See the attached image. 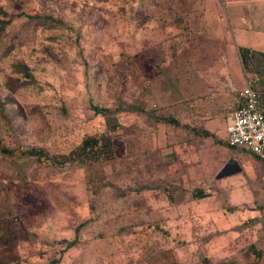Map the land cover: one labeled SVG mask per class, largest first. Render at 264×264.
<instances>
[{
    "label": "rangeland",
    "instance_id": "374dc122",
    "mask_svg": "<svg viewBox=\"0 0 264 264\" xmlns=\"http://www.w3.org/2000/svg\"><path fill=\"white\" fill-rule=\"evenodd\" d=\"M227 5L264 40V0H0V145L13 150L0 153V260L260 262L263 253L248 246L257 237L264 248V159L229 146L218 132L204 157L182 159L169 144L173 125L148 115L171 116L168 108L197 98L202 85L206 106L218 96L229 99L230 117L241 84L222 75L224 59L207 65L186 59L197 38L185 25L217 17L219 6L224 21ZM256 35L240 37L258 49ZM258 92L264 104V91ZM93 107L109 113L95 114ZM101 135L111 137L114 159L100 165L60 167L22 155L32 147L66 155ZM215 156L221 180L206 173L185 187L189 167L213 169ZM196 190L208 198L192 201ZM231 191L253 193L254 202L231 210ZM233 228L238 233L231 238Z\"/></svg>",
    "mask_w": 264,
    "mask_h": 264
},
{
    "label": "crops",
    "instance_id": "0c3cea01",
    "mask_svg": "<svg viewBox=\"0 0 264 264\" xmlns=\"http://www.w3.org/2000/svg\"><path fill=\"white\" fill-rule=\"evenodd\" d=\"M224 14H225V20L222 21L221 19V13L223 10L219 6V8L216 10L217 17L215 16H209L201 18L195 22L189 21L186 26H188L187 33L188 35H193L192 38H197L195 40H192L190 43L194 46L193 50L188 52L186 54L187 60H196V61H203L206 63L211 61H217V60H226L227 66L222 69V72L225 77V79L229 80V77L233 76L234 81H236L240 86V91L246 87L247 83L250 84L249 81H246L245 79V73L243 71L242 65L240 63L237 47H244L251 50L259 51L264 54L263 46H264V40L261 32L257 31L254 26L249 22V20L244 19L243 21L239 20L235 16V9L234 7H230L229 5L224 7ZM209 21H207V20ZM224 23V24H223ZM207 25H212L207 27ZM251 32H255V34L258 37L257 39V45L259 46L258 49H256L255 43H249L252 46L248 47L245 46L244 41H242L241 37L243 34H249ZM241 36V37H240ZM246 42V41H245ZM254 44V46H253ZM196 47V49H195ZM234 52V58L231 57V54ZM236 63H239V69L236 68V70H233V66L236 65ZM202 66V65H201ZM202 76V73L200 74ZM246 82V84H245ZM227 85V82H226ZM243 85V87H242ZM251 86V84H250ZM199 96L197 98H194L187 104H173L168 109L171 110V116L164 117V116H158V118L163 117L165 118L166 122H160L155 121L156 123H163V124H172L174 127V136L171 138V142L169 141V144L171 143L173 147V152L175 155L179 156L180 158H184L187 160V158H193L196 156L200 159V157H204L205 155V148L207 147L208 140L214 139L216 136L213 134L219 133L220 135H223L225 137L226 141V125L230 122L231 116L234 112V110L237 108L240 102L239 93H238V103L233 109L230 117L227 115L230 114L229 109V99L224 98L225 95H222L221 97H215V102H213L212 105L206 106V103H209V100L206 101L208 96H201L200 93L205 91V89L201 86H199ZM223 101H227L225 104H222ZM263 104V103H262ZM188 105V106H187ZM264 107V104H263ZM227 116V122L222 123L221 119L223 117ZM152 118V117H151ZM217 122L218 127H212L211 124L213 122ZM208 132L211 135L208 137L202 136L203 132ZM227 143V142H226ZM214 145V144H212ZM232 149V148H231ZM252 154V153H251ZM255 159H260L254 154H252ZM234 157V155H231L230 157ZM237 156V155H236ZM205 163V162H203ZM230 165L236 164L235 161L230 158L229 160ZM197 169L193 165H191L189 168L192 170V172L189 174V180L188 178L183 175V180L186 183L185 187H187V183L193 182V184H197L200 181H202L204 174H208L209 177H212L214 180V183H217L221 179L220 175V161L215 160L213 161L212 167L213 169H207V166H204L202 164L196 165ZM185 171H183V174ZM192 186V185H191ZM203 193L204 191L201 190ZM194 192L191 193L192 201L195 199L192 197ZM205 194V193H204ZM253 193H250V197L247 196L248 194L243 193H237L231 191V194L228 199V204L230 205L231 210L234 209V207L239 205H247L250 202L253 201V196H251ZM206 195V194H205ZM208 197L205 196L203 198H200L198 200L207 199ZM264 204V203H263ZM233 223H236L235 217H232ZM249 230V229H247ZM237 231L233 228L230 231V237H234L235 233ZM264 231L261 233L263 234ZM238 233V232H237ZM246 236L250 237V232L246 231ZM257 237H255V240H252L249 242V249H254L258 251L260 254L263 253L264 255V248H259L257 246L258 244ZM258 247V248H257ZM224 262H230L234 264V261H224ZM258 264H264V256L261 257V260Z\"/></svg>",
    "mask_w": 264,
    "mask_h": 264
},
{
    "label": "trees",
    "instance_id": "16d2710c",
    "mask_svg": "<svg viewBox=\"0 0 264 264\" xmlns=\"http://www.w3.org/2000/svg\"><path fill=\"white\" fill-rule=\"evenodd\" d=\"M237 51L245 76H248V74H254V76L258 78L254 83L250 82V87L253 91L259 94L258 90L264 91V54L262 52L240 46L237 47ZM93 110L95 114L106 115L109 113V110H107L106 108L93 107ZM153 114L154 113L150 112L148 115L155 121H160L163 123L166 122L165 118H158L157 115L154 116ZM115 129L116 124H112L109 126V130L114 131ZM210 135V133L205 131L202 133V136L204 137H208ZM0 153L4 156H10L13 154V150L0 145ZM22 155L36 160H40L41 158L50 160L52 164L60 167L72 163H76L81 166H92L95 164L100 165L114 159L111 137L108 135H101L98 138L88 137L82 140L80 145H78L75 149H73L66 155L49 156L43 149L37 147H32L24 150V152H22ZM205 196L206 195L201 190H196L192 195L194 199H200ZM73 243L74 241L69 242L67 244V247H71ZM56 262L57 261H54V263ZM0 264L6 263L0 260ZM219 264L232 263L221 262Z\"/></svg>",
    "mask_w": 264,
    "mask_h": 264
},
{
    "label": "built area",
    "instance_id": "2783aa9c",
    "mask_svg": "<svg viewBox=\"0 0 264 264\" xmlns=\"http://www.w3.org/2000/svg\"><path fill=\"white\" fill-rule=\"evenodd\" d=\"M239 98L240 103L226 125V142L264 159V107L260 95L247 83Z\"/></svg>",
    "mask_w": 264,
    "mask_h": 264
}]
</instances>
